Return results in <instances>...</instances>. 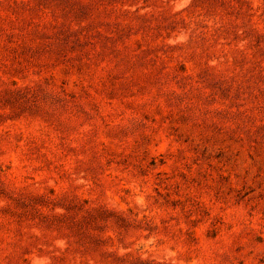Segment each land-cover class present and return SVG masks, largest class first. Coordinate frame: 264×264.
Segmentation results:
<instances>
[{
  "label": "rangeland",
  "instance_id": "374dc122",
  "mask_svg": "<svg viewBox=\"0 0 264 264\" xmlns=\"http://www.w3.org/2000/svg\"><path fill=\"white\" fill-rule=\"evenodd\" d=\"M0 264H264V0H0Z\"/></svg>",
  "mask_w": 264,
  "mask_h": 264
}]
</instances>
